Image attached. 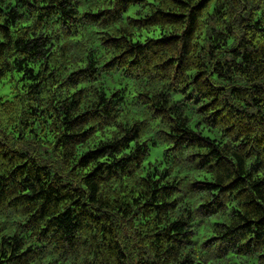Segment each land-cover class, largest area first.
I'll use <instances>...</instances> for the list:
<instances>
[{
  "label": "clouds",
  "instance_id": "9594fccd",
  "mask_svg": "<svg viewBox=\"0 0 264 264\" xmlns=\"http://www.w3.org/2000/svg\"><path fill=\"white\" fill-rule=\"evenodd\" d=\"M0 264H264V0H0Z\"/></svg>",
  "mask_w": 264,
  "mask_h": 264
}]
</instances>
